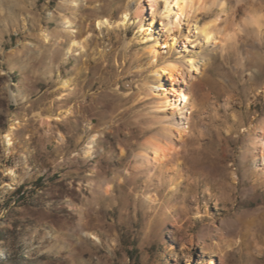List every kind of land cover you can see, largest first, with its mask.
Returning <instances> with one entry per match:
<instances>
[{
	"label": "rangeland",
	"instance_id": "rangeland-1",
	"mask_svg": "<svg viewBox=\"0 0 264 264\" xmlns=\"http://www.w3.org/2000/svg\"><path fill=\"white\" fill-rule=\"evenodd\" d=\"M129 1L0 0V264H264V0L193 10L175 47L152 0L120 27Z\"/></svg>",
	"mask_w": 264,
	"mask_h": 264
},
{
	"label": "bare ground",
	"instance_id": "bare-ground-1",
	"mask_svg": "<svg viewBox=\"0 0 264 264\" xmlns=\"http://www.w3.org/2000/svg\"><path fill=\"white\" fill-rule=\"evenodd\" d=\"M139 1L140 0H130L129 1L125 11L121 15V20L119 22L120 27L127 29L129 27V25H131V21L133 18L141 19L140 15L137 13L138 9L137 10L133 9V7H135V6L138 7ZM162 1H164V5L159 4V2H161L159 0H152L151 1L152 2L151 9L156 13V16H160L161 23L166 29L167 36L173 42L172 43L173 45H171V47H175L176 45L179 44V42L177 40L178 29L182 28L183 26H189L190 25L189 18H190L191 12L193 10H195V12H196V10H198L201 15L202 14L203 15H211V14H214L217 9L222 11V9L226 5V1H224V0H162ZM258 17H255L254 15L248 17V19H247L248 21L246 22V24L244 26L246 28H252L253 31L258 32L260 34L262 32V27L264 26V24H263L262 20ZM109 22L110 21L108 19L100 20L99 22H97V28L101 29L102 27L108 26V24H110ZM65 24H66L67 28H70V29L73 28V23L70 20L65 19ZM152 24H154V23H151V25H149L146 30H145V26L140 27L141 32L146 33V36H147V37H145L146 40H148L150 32L152 31V27H153ZM215 26H216V19H213L209 23H206V25H204L203 29L201 30V32L205 35V37L210 41H211V39H213ZM72 33L74 34L75 31H72ZM43 36H44L45 40H49V34L47 32H44ZM145 38H143V39H145ZM208 43L209 42H207V44ZM130 44H131V42L127 44V47L130 46ZM84 47L85 46H83V42H80L77 39H73L71 41V45L68 49V54L73 53L75 51L84 50ZM151 54L155 59L158 58L159 51L156 49V47H154L151 50ZM188 62H189V68L190 69H193L194 67H196L197 71L200 70V68H199L200 66L198 67V63H197V66H195V64H196L195 61L190 60ZM162 73L170 74L172 76H178L182 73V69H181V66H179L177 63L171 62L166 67H164L160 70H156L154 72L155 76L157 77L156 85H154V87H156L155 90L163 88V84L161 83ZM67 85H68V82L66 81L64 83V86L66 87ZM150 86L151 85L149 83H147V84H145L144 89L149 90ZM155 90H154V88H152V90H151V91H153L152 92L153 95H155L154 94ZM167 93L170 94L171 92L167 91ZM176 95L182 99V100H180L181 103H183V102L188 103L189 100L191 99L188 94L184 93V89L182 88V86H180L179 89L176 90ZM165 97H167V96H165ZM164 107L165 108L162 111H165V109H167V108L174 109V110L180 109L181 111L183 110V106L181 107V104H179L178 101H174L173 99L171 100L169 97H167V101H165ZM181 119L186 120V119H189V117L184 115ZM15 129L16 128H15L14 124H11L9 126V128L6 130V132L1 135V139L3 141L4 147H5V152L7 155L10 153V149H11V146L13 144L12 143V141H13L12 136H13V132ZM184 135H185V133H183L181 130H179V136L181 138H183ZM93 142H94V140L91 142V147L89 148V154L93 150V146H92ZM167 151L169 152L171 150H169V149L166 150L164 148H156V149L154 148V150H153L154 156L152 157V159H153L152 164L156 165V164L162 162L163 160H165L167 158V156H169ZM171 152H173V151H171ZM174 153H175V151H174ZM260 161L262 163L261 166L263 167V171H264V144H263V148L261 151ZM10 174L13 175V177H15V174L13 171H11ZM262 186L264 187V181L262 182ZM92 237L96 241H99L97 236H92Z\"/></svg>",
	"mask_w": 264,
	"mask_h": 264
}]
</instances>
